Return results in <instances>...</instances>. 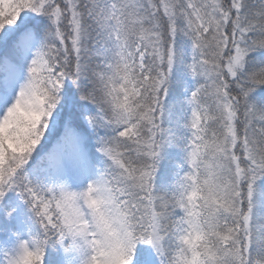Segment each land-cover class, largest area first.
<instances>
[{
    "label": "snow or ice",
    "instance_id": "snow-or-ice-1",
    "mask_svg": "<svg viewBox=\"0 0 264 264\" xmlns=\"http://www.w3.org/2000/svg\"><path fill=\"white\" fill-rule=\"evenodd\" d=\"M0 264H264V0H0Z\"/></svg>",
    "mask_w": 264,
    "mask_h": 264
}]
</instances>
